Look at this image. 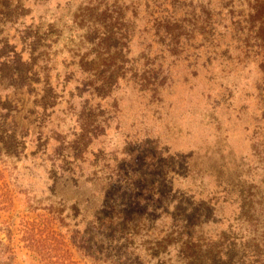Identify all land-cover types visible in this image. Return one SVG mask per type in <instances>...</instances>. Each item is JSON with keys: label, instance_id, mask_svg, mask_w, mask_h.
Masks as SVG:
<instances>
[{"label": "rangeland", "instance_id": "obj_1", "mask_svg": "<svg viewBox=\"0 0 264 264\" xmlns=\"http://www.w3.org/2000/svg\"><path fill=\"white\" fill-rule=\"evenodd\" d=\"M0 264H264V0H0Z\"/></svg>", "mask_w": 264, "mask_h": 264}]
</instances>
